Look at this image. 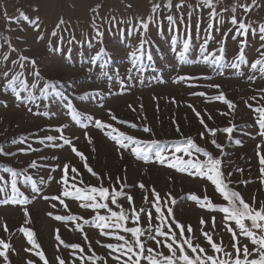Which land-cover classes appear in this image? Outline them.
Listing matches in <instances>:
<instances>
[{"label":"rangeland","instance_id":"1","mask_svg":"<svg viewBox=\"0 0 264 264\" xmlns=\"http://www.w3.org/2000/svg\"><path fill=\"white\" fill-rule=\"evenodd\" d=\"M154 3H159L161 8L154 17V22L149 24L145 34L148 43L144 46L145 54L140 62L143 71L134 70L131 73L133 79L128 80V69L132 67L129 53L138 47L139 33L144 30L141 28L134 31L131 36L128 35L127 30L137 24L138 18L147 19ZM166 3L167 0H0V36L7 38V41L0 38V71L12 68L11 61L17 59L21 54L34 58L41 76L50 81H59L57 87L72 101L74 107L85 115L112 123L119 131L145 141L156 139L171 142L191 137L197 146L209 151L214 158L221 159V170L226 177L229 172L232 173V176L228 177L231 181L229 187L240 191L248 202H251L252 196L255 195L256 207H259V202L264 201V187L259 183V160L256 156V145L261 143V138L256 136L259 129L255 124V119L258 114L247 107L245 101H248L253 107L264 106V99H259L262 95L259 89L264 88V78L256 73L255 81L248 79V76L253 74L250 68L251 62L258 58L257 49H260L264 44V41L260 40L259 33V25L264 24V0H257L259 6L253 5L247 13L237 7L235 15L238 20H243L251 27L246 38L237 36L236 39L232 38L236 32L230 23V18L233 15L230 9L234 3L251 5L252 0H221L217 4L216 10L221 13L224 22L223 24L217 22L220 17L211 21L214 39L209 42L207 51L213 52L220 47L219 41H224L226 51L221 66H209L197 59L200 57V45L204 41L205 29L210 22V10L198 5L197 0H184L183 7L179 10L175 5L180 3V0H172L173 7L171 9L164 7ZM128 4L132 5L131 8L126 7ZM97 5H100L98 12H91L90 9ZM34 7H38L39 11H33ZM225 8L229 10L222 12L221 10ZM18 9L23 10L31 18L39 16L41 22L39 31H34L25 22H21L18 26L6 21L4 11H7L8 16L15 17L18 15ZM189 12L192 13L191 17ZM168 15H172L176 20L175 26L171 29L166 19ZM61 16L65 20V24L61 26L57 35L53 36V29ZM94 21L95 25L103 32L102 43L100 40L93 39L95 36ZM197 24L200 25L199 32H197ZM186 25L188 26L187 30ZM230 28H233V31L225 37L224 33ZM252 29H256V34L252 33ZM41 34L43 38L38 40L37 37ZM189 34L190 50L185 54L187 62H182L178 59L177 53L183 51V42L189 39ZM72 37L75 39L70 44L68 41ZM173 37H176L175 44ZM244 39H246L245 56L248 63L241 65L239 69H234L230 65L239 52L240 41ZM9 43L16 49L15 52L9 50ZM101 47L105 49L104 59L108 61L103 68L100 66L103 60L96 65L90 62L91 57L95 56ZM5 53L9 55L7 61H3ZM148 55H151V60L148 59ZM213 67H215V71ZM31 71V66H26L25 78L29 84L32 82V77L28 75ZM117 73L126 85L123 92L116 79ZM182 75L208 76L210 79L173 82ZM109 77L112 79L109 80ZM3 83V79L0 78V85ZM189 83L193 86H189ZM210 84H218L221 88L218 90L208 87ZM42 86L41 83L38 88ZM93 91H100L104 95L102 98L81 99L85 93ZM219 91H223L226 98L237 105L234 116L220 115V112L228 110L227 106L219 101L208 99L217 95ZM109 92L112 94L109 95ZM194 92H204L206 95H191ZM34 94L39 96V91L36 90ZM22 95L24 94L22 93ZM253 96L257 97V100H249V97ZM5 102L7 107L4 106ZM65 103L66 101L49 97L48 99H39L36 103L26 106L17 101L10 91L0 90V149H3L4 152L17 153L12 156L0 155V166L13 167L17 170L27 169V174L32 177L44 195L59 194L62 189L61 184L57 183L62 175L60 168L68 162L82 174L83 183H77V187L83 188L86 185L99 187L101 181L92 177L85 170L84 162L76 157L67 146L62 148L46 147L34 142L48 135L59 136L60 133L55 129L64 125L63 135L70 139L78 137V139H74V143L78 150L87 156L89 166L104 177L102 181L104 187L119 189L120 185L114 183L119 176L121 181L125 182L126 180L128 185L143 182L148 188L154 187L161 196L170 192L178 202L175 206L176 219L185 226L190 224L197 230L193 237V243H199L201 247L205 248L208 255L227 259L221 253H214L199 231L201 227L199 220L204 217L209 221L205 230L212 232L217 243H221V237H223V245H229L231 234L225 233L219 224L222 213L206 211L199 208L195 202L186 199L188 194H196L201 198L206 194L213 203L225 205L227 202L215 191L210 182L177 173L166 165L137 160L131 154L130 149L123 152V159H121L115 143L107 138L103 131L94 127L84 129L72 122L64 106ZM189 104L202 114L207 112L213 117L209 120L205 115V120L210 128L227 127L230 120L236 126L231 140L223 132H217L215 136L217 142L224 147L223 156L209 143L212 137L201 139L198 135L204 129L192 109L188 107ZM129 105L132 107L130 108ZM29 106L32 108L31 112L28 111ZM108 109H111L121 120L134 122L138 125L141 122L147 123L153 129V133L145 134L130 129L126 125L116 124L110 120ZM173 120L179 125V133L176 131V124H173ZM85 131L93 138V145L85 140ZM20 138H27L26 143L12 142L14 139L19 140ZM236 140L241 143L236 144ZM28 143L40 151L27 154L18 152V149L26 148ZM52 143L61 142L54 141ZM93 147L95 152L92 151ZM53 157L58 159H53ZM197 157L202 161L206 159L202 154L194 153L193 158ZM185 159H187L186 156ZM33 160L42 167L27 168V165ZM57 165L60 168L53 172L52 168ZM237 169L242 171H237ZM0 175L8 178L6 173L0 172ZM49 176H52L53 179L49 180ZM108 176H111L113 183L110 184ZM169 177L172 179L170 180ZM244 179H251L253 182L246 186L239 183ZM18 187L32 202L26 206H0V239L10 243L19 253V255L10 253L11 264H25L26 259L34 260L35 264H43L38 257L24 251V248L30 247V245L27 244L23 234L18 231L22 225L35 232L37 243L41 246L49 264H58L57 256L63 258L66 264H80V261L72 255L74 250L64 247L55 239V229L60 230L66 244H81L89 256L92 255V252H87L90 244L95 255L103 257L102 260L96 261V264H105V261L107 264H116V261L109 255L110 250L102 247V244L123 243L122 241L101 236L98 228L91 223L84 224L83 220L78 221L83 224V231H79L73 224H70L66 229L62 223L47 215L49 212H52L53 215L73 214L91 221L97 213L110 215L107 210L84 209L80 206V201L67 198L65 199V203L68 205L67 210L58 202H52L56 203V207L52 208L50 203L42 198L32 200L33 193L30 184H18ZM131 191L135 195V207L139 210L143 203L144 193L138 188ZM149 198L151 199L150 194ZM107 203L113 211H120L110 201ZM118 203L130 216V206L127 201L124 198H119ZM22 207H27L30 213L31 223L27 225L24 224ZM141 215L143 216V214ZM212 216L217 218L218 227L215 232L211 228L210 218ZM5 223L11 235L3 231ZM245 223L250 224L248 221ZM158 224L159 221L154 219L153 235H155V227ZM125 226L135 227L136 224L129 219L125 222ZM140 226L148 227L146 217L142 219ZM112 230L111 228L106 229V231ZM217 232L220 234L216 235ZM85 234L89 238L88 243L84 242ZM119 234L124 235L129 241L133 239L130 233L120 232ZM240 239L242 244L249 246L250 250L254 247L247 238L240 237ZM97 240H100L101 244H97ZM147 247H152L157 252H163L164 255L170 254L167 248H157L153 241H148ZM225 251L232 253L233 258L235 257V251L230 246L225 247ZM241 259H243L242 254ZM0 264H3L2 259H0ZM85 264H92V261L86 260ZM142 264H147V261H142Z\"/></svg>","mask_w":264,"mask_h":264},{"label":"snow or ice","instance_id":"2","mask_svg":"<svg viewBox=\"0 0 264 264\" xmlns=\"http://www.w3.org/2000/svg\"><path fill=\"white\" fill-rule=\"evenodd\" d=\"M221 0H197L198 5H201L204 8L209 9L210 22L205 29V37L203 43L200 45V57L198 60H201L203 63L209 66H221L224 57H225V47L224 41H219L220 47L215 49L213 52H208V44L214 39L212 35L213 23L212 20H217V17H220L217 20L218 23L223 24L224 20L220 12H217V4ZM184 0H180V3L176 4L175 7L177 10L183 7ZM253 5H257V0H252V4H236L234 3L231 7V12L233 15L230 18V23L235 29L236 35L233 36V39H236L237 36L247 37L250 24H246L243 20H238L235 15L237 7L242 8L245 13L251 10ZM131 4L126 5V7L131 8ZM100 5H97L90 9L91 12L97 13ZM164 7L171 9L173 7L172 0H167V3L164 4ZM191 7V5H189ZM161 5L159 3L152 4L150 14L147 19L138 18L136 25L128 28V35L131 36L134 31L143 29L144 31L140 32V41L138 47H136L132 52L129 53V59L132 67L128 69V80L133 79L131 73L135 70L137 72H142L143 68L141 67V60L145 54L144 46L148 43L146 39V33L149 28V24L154 22V17L158 14ZM229 9L225 8L221 11H228ZM18 15L15 17H10L7 15V11H4L5 19L9 24L15 23L18 26L21 22L27 23L34 31H39L41 22L39 16L35 18L29 17L23 10L18 9ZM33 11H39L38 7H34ZM192 13L189 12L191 17ZM170 29L175 26L176 20L172 15L166 17ZM181 22H183L181 20ZM129 23H131L129 21ZM65 24V20L61 16L58 22L53 29L52 35H57V32L61 30V26ZM93 27L95 28V36L93 39L100 40L102 43L103 32L100 31L99 27L93 22ZM186 30L188 26L186 25ZM197 32H199L200 25L197 24ZM233 28L228 29L224 33L226 37L229 32L233 31ZM22 30V29H21ZM219 31V29H216ZM252 33L256 34V29H252ZM260 40L264 41V24L259 25ZM7 41L6 37L0 36ZM43 35H39L37 39H42ZM75 37L69 39L71 44L74 41ZM176 37H173V43L175 44ZM245 47L246 39L240 41V47L238 54L234 57L233 62L230 67L234 69H239L241 65L247 64L248 61L245 56ZM9 50L15 52L16 49L11 46L9 43ZM190 50V34L189 39L184 40L183 42V51L177 53L178 59L182 62H187L186 53ZM259 56L253 62H251L250 68L252 75L248 76L250 81L256 80V73L260 75L261 78H264V44L261 45L260 49H257ZM219 53L218 55L216 53ZM105 49L103 47L96 53L95 56L91 57V64L96 65L99 61L103 60V63L100 65L101 68L104 67L108 61L104 59ZM9 55L7 53L3 56V61H7ZM148 59L151 60V55H148ZM13 67L8 68L5 71H0V78L3 79L4 83L0 85V90L10 91L15 99L24 105L28 106L32 103H36L39 99H48L53 97L60 101H66L65 108L67 109L68 115L72 122L78 125L81 128L87 129L89 127H94L98 130L104 132V135L113 141L117 147V151L120 153V158L123 159V152L130 149L131 154L137 159L145 163L156 162L161 165H166L170 169H174L177 173L185 174L190 178H201L211 183L214 186L215 191L223 198L227 203L225 205H217L212 202L211 198L208 195H204L202 198L196 194H188L186 199L193 201L196 205L209 212H219L222 213L220 219V226L222 227L225 233H229V245H223V237H221V243H217L214 239L212 232L206 231L205 228L208 225L209 221L204 217H201L199 223L201 225L199 231L201 236L206 241L207 245L210 246L214 253H221L227 259L219 258L214 255H208L205 248L201 247L199 243H193V237L195 236L194 229L190 224L185 226L179 222L175 217V206L177 205V199L172 196V194L165 193L164 196H161L159 192L155 190L154 187L148 188L143 182H138L134 185H128L125 182L121 181V178L118 176L114 181L115 184L120 185L119 189L115 187H104L103 179L104 177L95 172L91 166L87 163V156L78 150L74 139L77 138H67L63 135L64 125H60L55 131L59 132V136L48 135L46 137L40 138L35 143L45 145L46 147H57L62 148L67 146L70 151L78 157L81 161L84 162L83 166L85 170L95 179L101 181L99 187L86 185L85 187H77V183H83L82 174L80 171L73 166L70 162L64 163L62 168L59 165L52 168V171L55 172L58 168L62 172V175L57 181L61 184L62 189L57 195H44L42 190L37 186L36 182L32 179L30 175L27 174V169H15L13 167L0 166V172L8 174L6 179L4 175H0V206H26L32 201L29 200L27 196L20 190L18 184H25L31 186V191L33 193L32 200L36 198H42L43 200L50 203L52 208L56 207L58 202L60 205L64 206L67 210L68 205L65 203V199H74L81 202V207L84 209H91L96 211L97 209H105L110 215H99L98 213L92 217L91 221L84 219L73 214L67 215H53L52 212L47 213L49 217L54 219L57 222H60L67 229L70 224L75 225L76 230L83 231V224L78 223V221L83 220L84 224L91 223L94 227L100 230V235L108 237L110 239H115L117 241H122L123 243H106L102 244V247L109 249V255L113 260L116 261V264H142V261H147V264H264V201L259 202V207H256L257 200L256 196L253 195L251 202H248L244 199L243 194L229 187L231 181L228 177L232 176V173L229 172L227 177L221 170L222 161L220 158H214L209 151L205 150L202 147L197 146L191 137H184L176 141H158L152 139L149 141L142 140L133 135L125 134L124 132L119 131L112 123H107L101 119H94L91 115H85L74 107L71 100H69L61 91L57 85L59 81H50L41 76L40 70L37 66V61L34 58L19 55L17 59L11 61ZM31 66L32 71L28 73L32 77L31 84L28 83L25 78L26 66ZM215 71V67H213ZM112 77H109L111 80ZM116 79L120 84V88L123 90L126 88L125 82L120 79L119 74L117 73ZM197 79H210L208 76L196 77V76H187L182 75L178 76L173 82L179 83L184 81H194ZM43 84L42 87L38 88L39 84ZM189 86H193L189 83ZM208 87L220 89L221 86L218 84H210ZM39 91V96L35 95V91ZM121 92V94H122ZM259 92L262 95L259 99H264V88L259 89ZM22 93L24 95H22ZM112 93L109 92V95ZM104 93L100 91H93L85 93L81 99L89 100L95 99L96 97H103ZM194 96H205L204 92H194L191 93ZM210 101H219L227 106V111L220 112L222 116H234L237 109V105L228 100L223 91H219L217 95L211 96L208 98ZM249 100H257V97H249ZM174 102V101H173ZM247 107L252 109L254 113H257L255 119V124L258 125V132L256 136L261 138V143L256 145V156L259 160V183L264 187V106L253 107L252 104H249L248 101H245ZM4 106L7 107L6 102ZM131 108L132 106L129 105ZM189 108L192 109L194 115L198 119L199 124L203 127L204 131L198 133L201 139H206L207 137H212L209 140V143L213 145L216 149L219 150L220 155L224 154V147L222 144L218 143L215 139L217 132H223L227 134L228 139H232V133L235 130V125L232 121H229V126L224 128H210L205 120V115L209 120L213 117L205 112L201 113L197 111L196 108L189 104ZM142 108V106H141ZM134 110V109H133ZM28 111L31 112L32 108L29 106ZM108 115L110 120L116 124L126 125L128 128L133 130L141 131L145 134H152L153 129L145 122L137 124L134 122L121 120L119 119L111 109H108ZM47 115V113H44ZM173 124H176V131L179 133L180 128L175 120ZM85 140L90 145H93V138L89 135L87 131L84 132ZM27 138H20L19 140L14 139L13 143H26ZM54 141H59L61 143H52ZM48 142V143H46ZM236 144H240L241 141L236 140ZM40 149L33 148L32 144L28 143L26 148L18 149V152L27 154L29 152H38ZM92 151L95 152V148H92ZM182 153L183 155H177ZM195 154H202L204 159L200 160L198 157L193 158ZM14 152H4L3 149H0V155L3 156H12L16 155ZM185 156L187 159H185ZM43 159V158H42ZM53 159H58L53 157ZM42 167L38 165L35 160L31 161L27 168H37ZM237 171H242L237 169ZM71 173V176H70ZM78 178H80L78 180ZM112 182L111 176L107 177ZM49 180L53 179L52 176H49ZM171 180L172 178L169 177ZM70 180L72 181L70 183ZM251 179H244L239 181V183L244 184L245 186L252 183ZM43 183V181H41ZM140 189L144 195L142 197L143 203L141 204L139 210L135 207V195L133 189ZM127 189V190H126ZM206 192V188H205ZM149 194L151 199L149 198ZM119 198H124L128 205L130 206L129 214L124 210V208L118 203ZM184 199V198H181ZM108 201L112 205L120 209V211H113L109 207ZM148 205V207H145ZM24 214V224L27 225L31 223L30 213L27 207H22ZM154 210V211H153ZM143 214V216L141 215ZM147 218V228L140 226L142 219ZM131 219V221L136 224L135 227H126L125 222ZM159 221V224L155 227V235L152 234L153 231V220ZM211 228L213 232L217 229V218L212 216L211 218ZM245 221L250 222V224L245 223ZM113 229L112 231H106V229ZM178 231H176V230ZM3 231L11 235L7 224L3 225ZM18 231L23 234L27 244L30 247H25L24 251L26 253H31L33 256L39 258L43 264H49L41 246L37 243L35 232L25 226H20ZM120 232L130 233L132 240L129 241L125 238L124 235H120ZM55 239L62 244L64 247H70L73 249L72 255L76 260L80 261V264H85L86 260L92 261V264H96V261L102 260L103 257L96 256L93 252L90 244L87 248V252H92V255L86 254V249L78 243L66 244L62 239V234L59 229L54 230ZM220 233H216L219 235ZM144 237V239H142ZM240 237H245L250 241L251 245L254 247L249 249L247 244H242ZM199 239V237H196ZM89 238L85 234L84 242L88 243ZM148 241H153L157 248L164 247L168 249L169 255H164L163 252H157L152 247H147ZM97 244H101L100 240L96 241ZM230 246L235 251V257L233 258L232 253L226 252L225 247ZM147 252V255H145ZM10 253L19 255V253L12 247L10 243L5 242L4 239H0V259H2L3 264H11ZM115 253V255H113ZM177 253H179L177 255ZM241 254L243 259H241ZM252 257V258H250ZM58 264H66V261L60 256L56 257ZM25 264H35V261L32 259H26ZM105 264L107 262L105 261Z\"/></svg>","mask_w":264,"mask_h":264}]
</instances>
